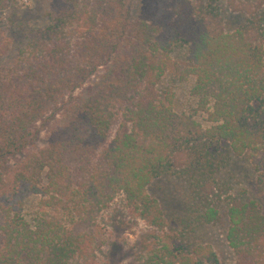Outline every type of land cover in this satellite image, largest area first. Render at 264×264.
<instances>
[{
    "label": "trees",
    "instance_id": "16d2710c",
    "mask_svg": "<svg viewBox=\"0 0 264 264\" xmlns=\"http://www.w3.org/2000/svg\"><path fill=\"white\" fill-rule=\"evenodd\" d=\"M136 1L63 0L34 26L0 0V264H115L118 198L110 227H146L136 264H219L197 232L218 225L235 264H264L236 164L264 186V0Z\"/></svg>",
    "mask_w": 264,
    "mask_h": 264
},
{
    "label": "rangeland",
    "instance_id": "374dc122",
    "mask_svg": "<svg viewBox=\"0 0 264 264\" xmlns=\"http://www.w3.org/2000/svg\"><path fill=\"white\" fill-rule=\"evenodd\" d=\"M142 0H137L138 4L141 6L144 5ZM146 2V1H145ZM63 0H19V3L16 6L17 14L27 20L34 26H44L49 18L48 13L55 14L57 13L63 4ZM13 54H10L5 60L4 63H10V59ZM45 137L44 131L40 132V140L37 142V146L41 147L43 145L42 139ZM237 167L240 171H247L246 175H242L241 172H238L241 176L239 189H242L245 194L250 197L256 198L261 204L262 212L264 213V186H259L256 183V177L250 175L248 169V164L243 161L241 158H238L236 161ZM151 193H155L156 197L162 198L166 209H169L172 212H178L180 206L177 204V199L180 200L182 193L181 188L178 187L176 183L173 182H164L163 180L156 181L152 184L150 189ZM165 192H167L165 194ZM122 209V204L120 198L116 199L115 202L103 213L99 226L110 235V245L113 242H118L122 249L126 251L123 254L121 252L116 253L113 257V261L116 264H136L128 252V249L132 246L134 240L143 230L146 229L144 223L137 220L135 222L129 217H124L121 215L118 219H123L121 222V227L119 229H112L110 227L109 217L113 215L116 210ZM198 237L205 243L210 244L215 250L218 263L219 264H235L233 254L230 251L227 243L225 241V231L221 225L208 228H200L198 231ZM109 245V246H110ZM108 246V248H109Z\"/></svg>",
    "mask_w": 264,
    "mask_h": 264
}]
</instances>
